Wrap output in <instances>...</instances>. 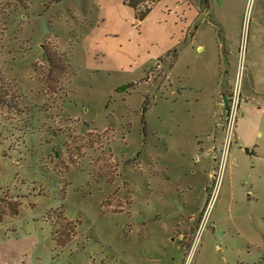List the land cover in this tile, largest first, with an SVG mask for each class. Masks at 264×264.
I'll use <instances>...</instances> for the list:
<instances>
[{"label":"rangeland","instance_id":"obj_1","mask_svg":"<svg viewBox=\"0 0 264 264\" xmlns=\"http://www.w3.org/2000/svg\"><path fill=\"white\" fill-rule=\"evenodd\" d=\"M96 10L0 0V72L18 104L0 105V264H175L180 245L185 264L199 229L190 264H264V87L252 62L264 74V38L249 36L264 30V0L247 2L232 77L206 23L178 58L137 66L129 57L143 62L157 31L107 35Z\"/></svg>","mask_w":264,"mask_h":264},{"label":"crops","instance_id":"obj_2","mask_svg":"<svg viewBox=\"0 0 264 264\" xmlns=\"http://www.w3.org/2000/svg\"><path fill=\"white\" fill-rule=\"evenodd\" d=\"M90 1L92 2V6L97 8L95 12L99 21L102 22L103 27L109 31L107 35H121L124 31L122 26H125V29L130 33H136L137 30L146 33L149 30L157 31V35L152 38H148L145 34L141 36L142 38L147 37L146 59L140 62L139 56L141 55L135 58H132V56L131 58L129 57V62L137 66L154 65L156 61L162 56H166L174 47H178L180 50L184 46L189 45L202 31L204 23L214 29L213 34L214 38L217 40L219 57L222 55L224 56V61L220 57L218 64L221 66V63L227 62V65H230L227 58L232 54L234 48L235 51H239V43L245 24L244 13L248 2V0H244L241 6L239 3H233V0H160L153 5L148 17L138 24L136 10L128 6L125 0ZM232 9H234L235 12L233 18L230 17V10ZM216 10H223L226 14L218 15ZM91 12L93 13V10H91ZM252 25L253 21L250 24V29L253 27ZM249 36L255 44V40L259 41V39L264 38V30L260 29V27H253V31L251 34L249 33ZM236 39L237 42L234 41ZM198 49L203 50L204 45L200 44ZM252 62L257 70L255 78L258 79L259 85L264 87V74L261 73L262 70L258 67L259 62L255 60V58H252ZM157 63L161 64V61L159 60ZM227 72L228 77H232L230 72L231 74L235 72L233 70V65H230ZM247 96L250 97L249 95ZM216 146L217 145H215V147ZM180 249L181 253L175 261V264H180L184 257L181 245Z\"/></svg>","mask_w":264,"mask_h":264},{"label":"trees","instance_id":"obj_3","mask_svg":"<svg viewBox=\"0 0 264 264\" xmlns=\"http://www.w3.org/2000/svg\"><path fill=\"white\" fill-rule=\"evenodd\" d=\"M158 1L160 0H125V3L136 10L137 23L140 24L144 19L148 17L153 5H155ZM48 44L49 43L46 42L43 44L44 57L48 60L51 67L60 68L61 66L59 62L61 61L62 55H60L57 50H53L51 47H49ZM179 51L180 50L178 47H174L166 54V56L172 55L174 58H177L179 55ZM15 98L16 93L9 85V82L3 78V75L0 72V105H5L9 108H17L18 104L17 102H14ZM149 106L150 102L148 100V96H145L143 100V121H145L144 112L149 108Z\"/></svg>","mask_w":264,"mask_h":264},{"label":"built area","instance_id":"obj_4","mask_svg":"<svg viewBox=\"0 0 264 264\" xmlns=\"http://www.w3.org/2000/svg\"><path fill=\"white\" fill-rule=\"evenodd\" d=\"M245 54H246V49H245L244 40H243V43L240 47L239 67H238L237 77H236V86L234 87L233 96L231 98L230 107L228 110V116L229 117L227 119V124H226V130H227L226 146L230 142V140L234 137L235 131H236L235 125H236L237 110H238V106L241 103V97H242L240 84H241V79H242V75H243V71H244L243 68H244ZM226 153H227V149H224L223 154H222L221 165H222L224 157L226 156ZM217 193H218V191H217L216 186H215L213 195H212L209 203L207 204V209H210L213 206V203L215 200V195H217ZM199 232H200V229L197 231V234H196L197 236H195L196 239L194 238V240L191 243L188 256L186 257L185 264H190L191 255L193 253V249L195 248V244H196V240H197V237L199 235Z\"/></svg>","mask_w":264,"mask_h":264},{"label":"water","instance_id":"obj_5","mask_svg":"<svg viewBox=\"0 0 264 264\" xmlns=\"http://www.w3.org/2000/svg\"><path fill=\"white\" fill-rule=\"evenodd\" d=\"M248 149V148H247Z\"/></svg>","mask_w":264,"mask_h":264}]
</instances>
